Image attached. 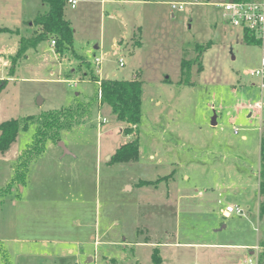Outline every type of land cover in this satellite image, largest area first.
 <instances>
[{"label":"rangeland","instance_id":"obj_1","mask_svg":"<svg viewBox=\"0 0 264 264\" xmlns=\"http://www.w3.org/2000/svg\"><path fill=\"white\" fill-rule=\"evenodd\" d=\"M225 1L67 2L74 52L59 56L43 40L10 75L19 37L33 34L47 7L0 0V27L9 29L0 31V123L92 101L79 124L60 131L69 154L52 140L27 153L33 126L0 154V264H153L155 249L160 264H259L264 90L250 71L262 50L224 20ZM90 72L140 77L141 120L130 133L99 102ZM135 138L137 160L110 162ZM226 205L244 214L224 216Z\"/></svg>","mask_w":264,"mask_h":264},{"label":"trees","instance_id":"obj_2","mask_svg":"<svg viewBox=\"0 0 264 264\" xmlns=\"http://www.w3.org/2000/svg\"><path fill=\"white\" fill-rule=\"evenodd\" d=\"M47 8L43 12L36 14L32 20L34 25L33 34L28 37L20 36L18 39L17 50L14 55L9 56L10 75L14 73L19 61L26 57L27 52L36 49L37 45L43 40L54 41V50L59 56L66 51L74 52V30L70 22L64 16V9L67 0H40ZM0 31L8 32V27H0ZM244 37H252L248 31H242ZM198 46L200 51L209 47ZM83 61L88 64L84 59ZM190 66L185 67L181 61L180 76L185 75L187 80L190 77ZM202 67L200 68V70ZM87 75L92 81L98 84L97 98L101 104H106L116 120L126 124V133L131 132V127L137 126L141 120V99L142 81L140 77L133 76L131 79H99L92 72ZM5 83H0V90ZM91 102H77L57 109L41 112L37 115H28L24 119L21 117L10 118L0 123V154L9 150L15 141L20 130H25L29 126L34 127L32 141L27 144L25 151L39 154L44 150L47 140L57 143L60 141V131L70 129L73 125L79 124L83 114L88 111ZM139 157V140L137 138L118 146L110 156V162H129L137 160ZM27 161V160H26ZM23 173H16L15 177L20 178ZM258 192L261 196L259 203V217L264 216V139L260 145V166H259ZM261 251L257 261L264 264V242L260 243ZM153 264H160L161 258L157 249L152 253ZM5 264H8L7 260Z\"/></svg>","mask_w":264,"mask_h":264},{"label":"built area","instance_id":"obj_3","mask_svg":"<svg viewBox=\"0 0 264 264\" xmlns=\"http://www.w3.org/2000/svg\"><path fill=\"white\" fill-rule=\"evenodd\" d=\"M71 7H75L76 0H67ZM185 2L171 3L172 9H182ZM217 5L222 6L224 20L231 26L248 31L262 50L259 66L250 71V75L259 78V87L264 90V0H227ZM54 41H51L53 45ZM101 56H94V64L99 67ZM120 64H123L120 59ZM260 108V102L253 104ZM104 119L102 122L104 123ZM236 212L242 214L240 207L226 205L224 213L230 214Z\"/></svg>","mask_w":264,"mask_h":264},{"label":"crops","instance_id":"obj_4","mask_svg":"<svg viewBox=\"0 0 264 264\" xmlns=\"http://www.w3.org/2000/svg\"><path fill=\"white\" fill-rule=\"evenodd\" d=\"M76 2H77V0H76ZM77 4V3H76ZM116 39V36H113L112 37V40L114 41ZM99 46H95V48H98ZM100 78V77H99ZM101 79V78H100ZM232 121L234 120V119H231ZM111 148H112V146L110 147V148H107V149H105L104 151H108L109 149L111 150ZM106 157H108L107 155L105 156V158ZM150 158H152V157H154V155L152 154V153H150V156H149ZM128 186V185H127ZM260 196V195H259ZM259 200L261 201V196H260V198H259ZM260 201H259V203H260ZM243 211V210H242ZM258 211H259V205H258ZM244 213H242V214H240V215H243ZM223 215L224 216H228L229 214H227V213H224V211H223ZM73 252V249H71V253ZM251 253H252V250H251ZM91 260V258L90 257H88L87 258V261H90ZM77 264V263H76Z\"/></svg>","mask_w":264,"mask_h":264},{"label":"water","instance_id":"obj_5","mask_svg":"<svg viewBox=\"0 0 264 264\" xmlns=\"http://www.w3.org/2000/svg\"><path fill=\"white\" fill-rule=\"evenodd\" d=\"M213 124H215V122H213ZM57 143H58V146L61 147V149L63 150V153H68V154L70 153V151L68 150L64 142L58 141Z\"/></svg>","mask_w":264,"mask_h":264}]
</instances>
